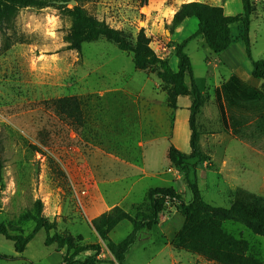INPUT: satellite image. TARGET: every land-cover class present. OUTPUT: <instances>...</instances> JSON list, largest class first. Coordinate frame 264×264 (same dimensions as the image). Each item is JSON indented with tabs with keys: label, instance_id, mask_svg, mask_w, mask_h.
I'll use <instances>...</instances> for the list:
<instances>
[{
	"label": "rangeland",
	"instance_id": "rangeland-1",
	"mask_svg": "<svg viewBox=\"0 0 264 264\" xmlns=\"http://www.w3.org/2000/svg\"><path fill=\"white\" fill-rule=\"evenodd\" d=\"M193 2L221 7L228 16L243 13L241 0H80L79 4L133 39L144 29L156 54L177 70L175 48L198 31L199 22L191 19L174 34L171 25L180 6ZM252 4L251 51L259 61L264 60V0ZM71 24L66 11L25 8L0 30V223L27 236L35 227L30 214L41 200L43 215L57 222L51 235L72 236L81 245L100 244L101 258L114 260L92 221L117 210L137 217L149 210V192L158 188L175 189L186 205L192 201L184 174L169 160L172 145L184 153L177 134L189 125L192 100L180 97L173 108L170 87L159 80L157 69L139 71L132 53L105 39L85 44L81 52L69 50L64 37ZM232 33L246 58L241 57L240 69L249 71L253 66L242 41V25H233ZM186 53L203 96L196 121L199 146L210 157L201 166L192 161V182L214 207L231 208L239 192L264 199V153L225 132L227 120L215 95L225 81L208 65L209 59L215 64L219 55L202 36L188 44ZM187 82L191 86L189 78ZM64 98L80 102L82 125L57 111L56 102ZM188 151L185 154L191 153L190 145ZM210 220L208 214L168 201L158 224L139 234L125 264H147L156 253L175 257L178 264H218L184 249ZM130 224L124 221L120 227ZM220 229L224 251L264 264L263 237L233 221H222ZM47 236L40 231L23 254L0 236V255L8 257L0 258V264H63L67 249L62 250L64 255L55 246H46ZM109 238L113 240L112 232Z\"/></svg>",
	"mask_w": 264,
	"mask_h": 264
},
{
	"label": "trees",
	"instance_id": "trees-1",
	"mask_svg": "<svg viewBox=\"0 0 264 264\" xmlns=\"http://www.w3.org/2000/svg\"><path fill=\"white\" fill-rule=\"evenodd\" d=\"M70 0H0V30L17 14L19 9L54 7L66 11L71 18V27L64 37V42L69 50L81 52L87 43L105 39L117 46L123 52L133 54L135 67L139 71L157 69V77L170 87V100L173 108L177 107L180 97H190L189 126L191 130V153L180 152L174 145L169 149V160L185 176L188 187L192 193V201L186 205L183 195L173 188H158L151 190L148 195L149 210L138 212L137 217L117 210L103 217L101 220L92 221V226L99 236L107 242V246L115 260L101 258L103 248L100 244L81 245L72 236L51 235L57 229V222L50 221L43 215L44 206L38 200L34 212L30 214L35 224L33 231L27 236L20 231L12 233L10 227L0 223V236L14 244L17 254H23L28 245L37 234L44 230L48 236L46 246H55L58 251L67 249L63 264H125L127 255L136 244L139 234L145 229H152L158 224L159 216L168 201L183 205L188 211L202 212L211 216L210 221H205L190 237L184 249L193 254H198L209 261L218 264H257L255 261L228 253L221 247L222 221L240 223L254 234L264 238V199L254 195L239 192L234 198L231 208L214 207L205 202L197 185L190 178L192 161L196 165L205 164L210 157L199 146L200 133L196 126L197 116L203 107L202 92L197 85L193 64L186 53L188 44L202 36L207 47L219 55L229 49L236 41L233 37L232 26L242 25V41L249 61L252 63V76L264 80V60L255 61L251 51V23L254 15L252 0H241L243 13L227 16L223 8L207 5L205 3H184L174 15L171 33L178 29L186 20L196 18L199 21L198 31L188 39L179 43L176 48L178 60L177 70L173 69L171 62L159 57L152 49L146 31L141 29L136 38L129 37L124 31L115 29L89 14L76 0L78 5L70 8ZM190 79L189 86L187 79ZM218 108L225 115L227 125L225 132L240 139L251 148L264 153V91L256 88L237 75L231 76L225 83L215 90ZM57 111L77 125L83 123V110L80 102L75 98H64L56 102ZM3 164L0 161V179ZM127 221L133 226L132 233L120 244L109 238V234L122 222ZM79 240V239H78ZM80 241V240H79ZM92 253L84 260L78 258L82 254ZM3 260L8 259L0 255Z\"/></svg>",
	"mask_w": 264,
	"mask_h": 264
},
{
	"label": "crops",
	"instance_id": "crops-1",
	"mask_svg": "<svg viewBox=\"0 0 264 264\" xmlns=\"http://www.w3.org/2000/svg\"><path fill=\"white\" fill-rule=\"evenodd\" d=\"M229 16H234V15L230 14ZM189 20H191V19H188L185 22H187ZM182 25L178 28V30L182 27ZM175 35H177V32L175 33ZM235 42H237V41H235ZM240 51L241 50L238 48L237 44L235 45L233 43V45H231L228 50H226L225 52L219 54L218 61H216L215 64L213 63L214 61H212L213 59H209L208 60V65H209V67H213V68L219 70V76L218 77H220V79L221 80H224L225 82L231 76L237 75L238 77H240L241 79H243L244 81H246L247 83H249L250 85H252V86H254L256 88L261 89L262 86H263L264 80H262V79H255L252 76V70H253V68L250 69L249 71H241V69H240V67H241V60L240 59H241V57H243L242 59L244 61H246V58H245L244 54L241 53V52H243V50L241 52ZM216 63L218 65H216ZM221 65L225 68V72L223 71V68H222ZM227 68L230 69V72L229 71L228 72L226 71ZM189 114H190V111H189ZM189 114L187 116H189ZM180 132L181 131L179 130V132L177 134V135H179L180 141H181V144H182V146H180V148H181V150L184 153H189L188 147L190 145V138H191L190 126L187 124L185 126V129L182 132V134H180ZM120 225H121V223L112 231V233H113V240L112 239L111 240L113 242H115L116 244L121 243L133 231V226L131 224L128 225V226H126V228H122V227H120ZM117 233H120V234H118V238H120L119 240L116 239ZM63 254H64V252H63ZM108 260H113V259H108ZM114 260H115V258H114ZM157 261H160L158 264H169V263L170 264H178L177 263V259L175 257L174 258L172 257L171 259H167V256H163V254H157V253H156L155 256L153 255L151 257L150 261L147 264H154ZM115 264H117V263H115Z\"/></svg>",
	"mask_w": 264,
	"mask_h": 264
},
{
	"label": "water",
	"instance_id": "water-1",
	"mask_svg": "<svg viewBox=\"0 0 264 264\" xmlns=\"http://www.w3.org/2000/svg\"><path fill=\"white\" fill-rule=\"evenodd\" d=\"M61 4H67L72 7H76L78 5L76 0H70L69 2L61 3Z\"/></svg>",
	"mask_w": 264,
	"mask_h": 264
}]
</instances>
